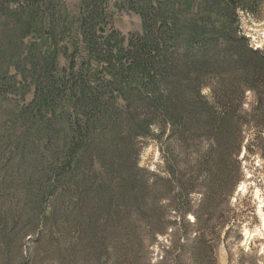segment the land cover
I'll use <instances>...</instances> for the list:
<instances>
[{"label": "trees", "instance_id": "obj_1", "mask_svg": "<svg viewBox=\"0 0 264 264\" xmlns=\"http://www.w3.org/2000/svg\"><path fill=\"white\" fill-rule=\"evenodd\" d=\"M127 4L141 30L125 39L105 36L102 0L84 2L81 36L108 79L39 58L31 100L0 122V264H219L221 248L251 264L231 250L246 225L232 199L243 162L264 167V45L243 28L264 0ZM9 69L0 56V112Z\"/></svg>", "mask_w": 264, "mask_h": 264}, {"label": "rangeland", "instance_id": "obj_2", "mask_svg": "<svg viewBox=\"0 0 264 264\" xmlns=\"http://www.w3.org/2000/svg\"><path fill=\"white\" fill-rule=\"evenodd\" d=\"M102 1L105 36L114 32L126 39L130 34L140 32V17L129 8L128 0ZM20 2L7 0L4 5L7 11L0 16V56L9 61V74L17 82L15 92L7 98L5 108L2 107L0 112L5 118L0 119L2 123L14 120L15 108L31 100L34 91L32 67L39 58L55 62L59 70L67 67L73 59L76 69L85 71L91 83L97 79H108L104 65L88 55L81 36L85 0H35L34 8L18 10ZM243 28L253 46L259 48L264 45V14L259 20L244 18ZM158 158L156 148L150 146L142 152L141 166L152 170ZM243 165L245 179L238 186L232 203L236 198L242 201L241 214L246 225L242 227L240 244L231 250L238 258L241 254L239 249H250V254L243 257L244 261L264 264V167L258 160L254 161V165L249 162H243ZM45 244L31 248V252L39 255ZM225 258L221 248L219 264H226Z\"/></svg>", "mask_w": 264, "mask_h": 264}]
</instances>
